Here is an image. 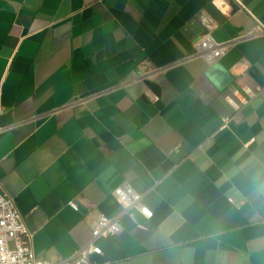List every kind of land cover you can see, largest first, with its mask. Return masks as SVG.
I'll list each match as a JSON object with an SVG mask.
<instances>
[{"label":"crops","instance_id":"1","mask_svg":"<svg viewBox=\"0 0 264 264\" xmlns=\"http://www.w3.org/2000/svg\"><path fill=\"white\" fill-rule=\"evenodd\" d=\"M224 1L0 0V182L37 260L126 182L152 216L93 264H264V0ZM205 33L228 44L212 65L188 57Z\"/></svg>","mask_w":264,"mask_h":264},{"label":"built area","instance_id":"2","mask_svg":"<svg viewBox=\"0 0 264 264\" xmlns=\"http://www.w3.org/2000/svg\"><path fill=\"white\" fill-rule=\"evenodd\" d=\"M212 3L220 9L225 6L224 0H212ZM227 46V43L215 42L209 33H205L193 41L188 57H199L212 65L224 56ZM244 92L246 97L240 99L243 104L249 103L260 93L249 87H245ZM228 120V117L222 120V128L226 127ZM112 194L120 205L119 212L112 216L98 213L90 228L88 240L74 254L57 261L37 260L32 249V232L18 211L14 198L5 192L0 182V264H93L90 257L102 254L98 241L118 234L121 218L130 209H137L147 219L152 216L151 210L142 204V195L128 183L123 182L117 186ZM228 201L233 203L232 198ZM69 205L77 210L73 202H69Z\"/></svg>","mask_w":264,"mask_h":264}]
</instances>
